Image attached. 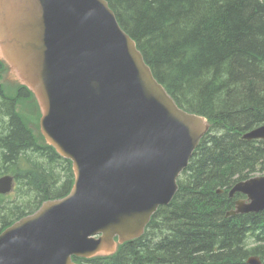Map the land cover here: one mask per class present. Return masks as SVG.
I'll return each instance as SVG.
<instances>
[{"label":"water","instance_id":"water-1","mask_svg":"<svg viewBox=\"0 0 264 264\" xmlns=\"http://www.w3.org/2000/svg\"><path fill=\"white\" fill-rule=\"evenodd\" d=\"M32 1L42 5V33L28 16ZM107 11L106 0H0V57L35 93L42 134L75 172L68 196L0 236V264H75L73 256L114 254L115 237L120 244L140 237L169 204L208 131L193 129V115L178 107ZM89 38L97 40L88 45ZM245 137L264 139V127ZM12 182L2 178L0 190L10 192ZM236 191L250 203L237 202L229 216L264 210V177L238 184L231 196Z\"/></svg>","mask_w":264,"mask_h":264},{"label":"trees","instance_id":"trees-1","mask_svg":"<svg viewBox=\"0 0 264 264\" xmlns=\"http://www.w3.org/2000/svg\"><path fill=\"white\" fill-rule=\"evenodd\" d=\"M107 1L158 81L182 108L207 117L211 133L176 197L141 238L115 256L75 260L248 264L259 256L264 264V212L226 217L235 206L228 191L264 172V141L242 139L264 124V0ZM27 97L22 89L9 98L0 84V175L9 172L21 182L16 201L0 195V233L44 201L68 194L73 182L69 162L16 111L17 99Z\"/></svg>","mask_w":264,"mask_h":264},{"label":"bare ground","instance_id":"bare-ground-1","mask_svg":"<svg viewBox=\"0 0 264 264\" xmlns=\"http://www.w3.org/2000/svg\"><path fill=\"white\" fill-rule=\"evenodd\" d=\"M106 2H107V4H108V11L106 12V14H104V15H106L105 17H113L117 22H119L118 21V18H117V16H116V13H115V11L113 10V8L110 6V4H109V2L106 0ZM32 6H34L35 8H33L32 9V7H31V5ZM42 5L41 4H39V2H36V1H32L31 3L29 2V12H28V16H29V18H32L31 19V23H34V25H35V23H36V27H37V30L40 32V33H42V32H44V31H46V27H45V20H44V13H43V10H42V7H41ZM35 14L37 15L36 16V18H35ZM111 20H112V18H110ZM120 23V22H119ZM121 24V23H120ZM121 27H122V25H120ZM117 29V28H116ZM4 31V30H3ZM7 32H9V31H7ZM112 34H113V36L114 35H116V30H115V28H113V31H112ZM2 35H4V34H2V33H0V39H1V37H2ZM131 37V36H130ZM131 39L136 43V41L131 37ZM96 40H97V38H94V39H90L89 38V42L87 41V43H88V45L90 44V45H92V42H96ZM91 41V42H90ZM2 43H4V44H7V40L3 37V41H1ZM130 42V41H129ZM86 43V42H85ZM87 45V44H86ZM131 47H132V45L131 44H129ZM136 45H137V43H136ZM138 46V45H137ZM0 51H1V53H0V55L2 56V57H4V51L3 50H1V48H0ZM0 60L1 61H3V59L0 57ZM174 99V98H173ZM175 100V99H174ZM185 111H187V110H185ZM190 112V111H189ZM192 115H193V117H194V120H193V122H192V125L194 126L193 127V129H197V130H202V128H206L207 129V126H208V131H210V129H211V122L209 121V119L207 118V117H205V116H203V115H200V114H197V113H193V112H190ZM262 126H264V124L263 125H261V128H262ZM254 130H256V128L254 127L253 129H249V130H247V131H245L244 133H243V136H242V139L243 140H245V141H248V139L245 137V135H247V134H250L252 131H254ZM179 135H183V133L182 132H180L179 133ZM206 135V133L201 137V139H200V141L203 139V137ZM254 141H257L256 139H254ZM260 141H264V139H262V138H260ZM197 149V147L194 149V151ZM189 164L190 163H187L186 164V166L184 167V169L186 170L187 168H188V166H189ZM264 172H260L259 174L261 175V174H263ZM1 177H9V178H12V180H13V182H12V184L15 182V181H17V183H20L21 184V182H18V180H17V178H16V176L15 175H13V174H11V173H9V172H6V173H3V174H1L0 175V180L2 179ZM253 177V176H252ZM252 177H250L249 179H253ZM261 177H264V176H261ZM182 178V177H181ZM246 180H244V181H240V182H238V183H236L235 184V186H234V189H235V187L238 185V184H240V183H243V182H245ZM8 194H9V192H4V191H1L0 190V195L1 196H3L4 197V202H8ZM235 195H236V197H235V200H236V202H239V201H241V200H243V198L245 197V195L246 194H244L243 192H240V191H236L235 192ZM175 198V197H174ZM174 198H173V200H174ZM172 200V201H173ZM172 201H170L169 202V204H167V205H165V207L166 206H169L171 203H172ZM40 210V209H39ZM237 210V208L235 209V211ZM231 211V210H230ZM229 211V212H230ZM35 212H38L37 210L35 211ZM228 212V213H229ZM264 212V210H261V211H249V210H247L246 209V211L244 212V213H240V212H238V213H236V214H234V216H236V215H248V214H260V213H263ZM227 213V214H228ZM7 229V228H6ZM6 229L4 230V231H2L1 233H0V236L6 231ZM142 237V236H141ZM141 237H139V238H141ZM138 238V239H139ZM247 262H248V264H263V261H262V259L259 257V256H251L248 260H247ZM37 264H44V263H37Z\"/></svg>","mask_w":264,"mask_h":264},{"label":"rangeland","instance_id":"rangeland-1","mask_svg":"<svg viewBox=\"0 0 264 264\" xmlns=\"http://www.w3.org/2000/svg\"><path fill=\"white\" fill-rule=\"evenodd\" d=\"M5 70V69H4ZM4 70L1 71V75L4 76L3 80L5 82H8L9 80H15L14 76L6 72L4 73ZM4 73V74H3ZM8 91L10 92V95H15L16 94V88L13 86V84H8L7 85ZM17 111L19 114L22 116L26 124L35 132H37V110L36 107H34L32 100L28 101H20L19 104L17 105ZM261 176H264V173L261 174ZM13 200H16L15 195H13ZM22 199H24V196L22 195ZM12 200L8 199V202H11Z\"/></svg>","mask_w":264,"mask_h":264}]
</instances>
